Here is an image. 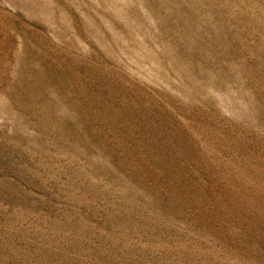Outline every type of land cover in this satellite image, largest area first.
<instances>
[{
	"label": "rangeland",
	"instance_id": "374dc122",
	"mask_svg": "<svg viewBox=\"0 0 264 264\" xmlns=\"http://www.w3.org/2000/svg\"><path fill=\"white\" fill-rule=\"evenodd\" d=\"M0 264H264V0H0Z\"/></svg>",
	"mask_w": 264,
	"mask_h": 264
}]
</instances>
